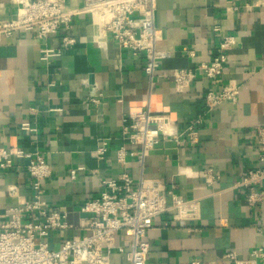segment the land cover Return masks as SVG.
<instances>
[{
  "label": "crops",
  "instance_id": "obj_1",
  "mask_svg": "<svg viewBox=\"0 0 264 264\" xmlns=\"http://www.w3.org/2000/svg\"><path fill=\"white\" fill-rule=\"evenodd\" d=\"M67 1L70 8L80 4ZM15 8L14 0H0V25L15 17ZM155 23L162 36L157 47L169 55L156 69L153 87L144 55L120 48L109 34L99 39L88 15L76 16L72 28L46 38L24 29L2 36L0 148L39 152L52 167L44 197L50 211L67 213L72 227L44 238L51 248L83 236L82 224L90 216L83 204L100 195L105 178L127 172L136 182L141 176L162 180L168 201L174 191L197 202L194 218L177 220L165 213L152 219L146 236L149 264H190L198 256L203 264H235L264 247V204L250 207L246 190L237 186L244 172L262 166L250 134L264 127V0H157ZM66 34L75 41L64 48ZM225 35L237 44L228 51L221 81L212 84L198 70L179 92L170 74L209 62ZM44 49L59 55L43 59ZM84 80L97 82L101 104L87 101ZM228 85L239 88L237 100H224L208 112L205 93ZM147 108L162 133L141 166L130 155L139 146L123 140L121 131L131 111ZM198 118L199 139L191 143L182 132ZM103 136L110 139L100 159L96 150ZM122 147L124 160L118 161ZM28 163L17 158L13 167L0 169V213L32 197ZM204 174L214 176L213 182ZM12 186L18 189L15 198L9 194ZM127 243L117 235L116 245ZM229 252L236 258L227 257ZM111 260L124 264L126 257L114 250Z\"/></svg>",
  "mask_w": 264,
  "mask_h": 264
},
{
  "label": "built area",
  "instance_id": "obj_2",
  "mask_svg": "<svg viewBox=\"0 0 264 264\" xmlns=\"http://www.w3.org/2000/svg\"><path fill=\"white\" fill-rule=\"evenodd\" d=\"M15 17L0 25L2 36H13L19 29L32 31L38 38H46L61 28H72L73 19L79 15H88L95 29V35L101 39L109 34L122 49L130 50L134 56L144 55V70L154 86L153 76L160 61L169 55L166 50L158 49L161 30L156 27L157 0H80L77 7L70 8L67 0H14ZM99 23L100 28H97ZM69 35L62 38L63 47L74 44ZM237 44L233 35L222 37L218 53L209 62L200 64L196 69H176L170 76L175 79L179 92L188 88L201 71L212 84L221 81L228 51ZM44 58L59 55V51L44 49ZM89 89L87 101L101 104L103 94L97 82L84 80ZM239 95L237 86L228 85L221 91L209 89L205 93L207 111L211 112L224 100L236 101ZM155 117L150 108L131 111L124 120L121 137L130 144L139 146L138 151L130 152L141 166L146 157L154 150L162 133V125L153 124ZM201 118L191 122L182 133L189 142L197 143L198 126ZM23 128H29L24 124ZM182 134V135H183ZM176 139L181 135L172 134ZM250 136L259 151L258 158L262 166L250 169L241 175L238 187L246 190L250 207L264 204V127L256 128ZM109 137L99 138L100 146L96 150L102 159L108 150ZM124 148L118 150V161H123ZM17 158H27V169L32 177V197L13 203L4 214L0 213V264H117L111 260V253L117 250L124 254V264H149L150 244L146 239L148 230L153 226L152 219L160 214H169L175 219L194 218L196 200H185L180 194L169 191L166 184L156 178L141 176L136 182L127 172L115 178L102 181L103 190L97 198L86 201L81 210L89 213L82 228L86 233L79 238H66L59 248H51L43 239L52 231L65 232L72 227L67 222V213L50 211L44 197V181L51 176L52 167L39 153H27L16 146L0 148V169L13 167ZM75 177V171L72 170ZM208 182L214 176L204 174ZM10 196L18 195L15 186L9 188ZM118 234L125 236L127 244L116 245ZM229 258H236L235 252H229ZM264 264V247L251 251L248 259H235V264ZM198 256L190 264H203Z\"/></svg>",
  "mask_w": 264,
  "mask_h": 264
}]
</instances>
